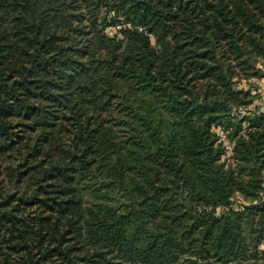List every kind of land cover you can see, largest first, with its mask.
I'll use <instances>...</instances> for the list:
<instances>
[{"label": "trees", "instance_id": "obj_1", "mask_svg": "<svg viewBox=\"0 0 264 264\" xmlns=\"http://www.w3.org/2000/svg\"><path fill=\"white\" fill-rule=\"evenodd\" d=\"M259 58L264 0H0V264H264Z\"/></svg>", "mask_w": 264, "mask_h": 264}, {"label": "built area", "instance_id": "obj_2", "mask_svg": "<svg viewBox=\"0 0 264 264\" xmlns=\"http://www.w3.org/2000/svg\"><path fill=\"white\" fill-rule=\"evenodd\" d=\"M121 28V24H107L105 30H107L111 35L116 33L118 29ZM141 29V28H139ZM255 68L258 71V75L249 77L247 79L248 89L252 93L258 94L257 98L249 105H238L234 106L231 110L233 115H245V114H256L264 110V59L259 58L255 63ZM218 139L223 142L224 150L230 152L234 144V140H228V128L218 125ZM225 140L228 143H225ZM264 184V183H263Z\"/></svg>", "mask_w": 264, "mask_h": 264}, {"label": "rangeland", "instance_id": "obj_3", "mask_svg": "<svg viewBox=\"0 0 264 264\" xmlns=\"http://www.w3.org/2000/svg\"><path fill=\"white\" fill-rule=\"evenodd\" d=\"M105 32L107 33V34H109V35H111L107 30H105ZM243 86L246 88V87H248V84H243ZM257 97H255V99H256ZM254 99V100H255ZM214 132H215V135H217V137H218V129H217V127H214V130H213ZM228 140L229 141H232V140H234L233 138H230V137H228ZM223 143V142H222ZM225 143H228V141L227 140H225ZM231 154H232V150L230 151V152H226L225 150H224V153L221 155V160H224L226 163H229V162H232V158H231ZM261 194L263 195V199H264V184L262 185V191H261ZM232 206L234 207V206H239V204H241V203H248V201L247 200H245V199H243L239 194H235V195H233V197H232Z\"/></svg>", "mask_w": 264, "mask_h": 264}]
</instances>
